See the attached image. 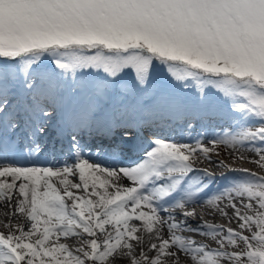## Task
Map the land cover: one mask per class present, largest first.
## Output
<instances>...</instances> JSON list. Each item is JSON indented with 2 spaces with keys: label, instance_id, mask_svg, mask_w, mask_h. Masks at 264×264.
<instances>
[{
  "label": "snow or ice",
  "instance_id": "snow-or-ice-1",
  "mask_svg": "<svg viewBox=\"0 0 264 264\" xmlns=\"http://www.w3.org/2000/svg\"><path fill=\"white\" fill-rule=\"evenodd\" d=\"M161 106L180 131L136 115ZM205 116L225 127L209 138ZM237 161L264 169V0H0V201L30 222L0 232V264H165L173 247L264 264V175Z\"/></svg>",
  "mask_w": 264,
  "mask_h": 264
},
{
  "label": "bare ground",
  "instance_id": "bare-ground-1",
  "mask_svg": "<svg viewBox=\"0 0 264 264\" xmlns=\"http://www.w3.org/2000/svg\"><path fill=\"white\" fill-rule=\"evenodd\" d=\"M186 95H187V92H185L183 94V96L185 98H186ZM156 111H162L163 112V113H161V112L158 113V116L162 117V118H154L153 120H155L156 122H158L160 124H164L166 126L170 125L172 127H175L178 131L181 130V126L183 124V119L181 118L179 123H177L176 118L172 114V110L169 109L168 107L166 109L149 110V112L145 113V114H150V113H153V112H156ZM209 115H212L213 117H218L219 114L214 112V113H211ZM203 124H204L205 129L209 132V135H211V128L212 127H215L217 132H219L222 127H225V124H224L223 121H220L217 118L209 120L207 118V116H205ZM199 126H200V124H199V122H197V127H199ZM194 134L195 133H193V135ZM173 138L175 140L179 139V137H177V136H175ZM188 142H190V141H188ZM228 153H229V150H228ZM211 158H212L213 161H217V158H215L213 156ZM229 161L232 162V157H230ZM237 162H239V161H237ZM242 163H245L246 165H248L251 168H257V169L259 168L254 163H249V162H246V161L242 162ZM213 166H215V165L213 164ZM259 169L264 172V169H261V168H259ZM250 171H252V170H250ZM257 174L263 175L262 173H257ZM227 175L228 176H235V175H239V174L238 173H228ZM73 179H74V182H78L76 177H73ZM225 183H226V181L224 179H220V177L217 178L216 183L213 185V190H215V189H217L219 187H223ZM80 194H82V193H80ZM14 205H15V199L12 201V206L11 207L8 205L7 202L0 201V222H2V223H11L12 225H24L25 226V230H27V228L30 226V222L27 221V219L22 214H17L15 216H11L10 215V213L14 211ZM195 210L202 217L203 220H205V221H210L211 220V219H209L210 215L204 214V211H203V209L200 206H196ZM148 211H150V210H145V212H148ZM206 219H208V220H206ZM130 223L135 225V226H137V227H139V228H141V229L143 228V224L140 221L133 220ZM219 224H221V223H219ZM221 225H223L225 227H232L234 229H238V225L235 224V223L226 224L227 226L224 225V224H221ZM182 234L184 236H190L191 235L198 242L206 243V244L209 245V247H213L214 246V243L207 237H204V236L200 237L198 235H193V234H190V233H187V232H184ZM242 234L250 235L251 233L248 232V231H245ZM168 235H169V233L167 232V229L164 228L163 229L164 238H167ZM197 237H199V238H197ZM71 239L73 240V243H75L73 245V248L75 249L78 246V243H77L78 238L77 237H71ZM238 244H241V247H243L242 243L239 242ZM229 250H232V249L229 248ZM171 251L172 252H177V258L166 257V258H164L165 264H170V263L171 264H191L190 256H187V255H185L183 253H180L178 251V249H176L175 247L171 248ZM137 254H138V249H137ZM150 255H153V253H150ZM110 264H130V258H128L127 256H117V257H114V258H112L110 260Z\"/></svg>",
  "mask_w": 264,
  "mask_h": 264
},
{
  "label": "rangeland",
  "instance_id": "rangeland-1",
  "mask_svg": "<svg viewBox=\"0 0 264 264\" xmlns=\"http://www.w3.org/2000/svg\"><path fill=\"white\" fill-rule=\"evenodd\" d=\"M95 75H96V73H95V71L93 70V73H92V76L91 77H95ZM90 78V77H89ZM190 92H191V94H195V89L193 88V90H190ZM214 95H216L215 93H214ZM81 96H83V95H80V97ZM211 136H209V138H210ZM192 141H190V143H191ZM208 145V141L207 140H205V146H207ZM228 150L229 149H227L225 146H223V145H217V151H218V153H219V155H212L213 157H215V158H217V160H223L225 163H229V164H232V162H230L229 161V159H230V157H231V155H229V153H228ZM202 159V158H201ZM203 162H206V163H208L207 161H203ZM242 162H236L235 164H233V166L234 167H240V168H244V169H250V170H252V171H254V172H257V173H262L263 175H264V172L262 171V170H260L259 168L257 169V168H251V167H249L248 165H246L245 163H242ZM196 165H198V163L196 164ZM195 165V166H196ZM211 165H213V164H211ZM221 169V168H220ZM71 179L74 181V179H73V177H71ZM58 187H59V185H57ZM66 202L69 204V205H71V201L70 200H67V198H66ZM140 210H142V211H145V210H149V209H147V208H142V209H140ZM209 219H211L209 222H217V223H221V224H224V225H226V223H225V220L223 219V218H220V217H215V218H213L212 216H210L209 217ZM206 220H208V219H206ZM8 223H2V222H0V232H7V228H6V225H7ZM227 226V225H226ZM244 233V232H243ZM201 237V236H200ZM197 238H199V237H197ZM53 239H55V238H53ZM60 243H65V244H67L71 249H74L73 248V245L75 244V243H73V240L71 239V237H69V238H61L60 239V241H59ZM238 243H239V241H238ZM240 243H242V242H240ZM171 264V263H170Z\"/></svg>",
  "mask_w": 264,
  "mask_h": 264
}]
</instances>
